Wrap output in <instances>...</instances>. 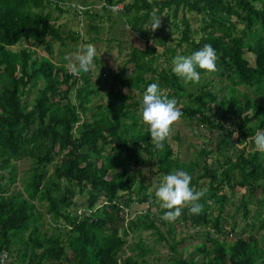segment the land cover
Returning <instances> with one entry per match:
<instances>
[{"label":"trees","instance_id":"obj_1","mask_svg":"<svg viewBox=\"0 0 264 264\" xmlns=\"http://www.w3.org/2000/svg\"><path fill=\"white\" fill-rule=\"evenodd\" d=\"M94 1L0 0V249L10 258L5 264H145V253L151 251L139 237L145 230L176 252L183 239L175 240L173 224L159 217L166 209L159 207L156 214L150 210L159 205L143 167L162 178L173 170L185 171L191 176L190 186L205 191L199 201L202 213L190 215L185 208L175 224L226 235L221 223L226 201L221 189L226 186L231 193L246 188L239 202L241 217L248 230H264V155L255 147L234 149L240 141L252 146L247 135L264 131V0H100L99 12L92 7ZM118 4L117 13L127 17L133 30L145 21L149 24L142 30L145 42L142 48L131 46L126 54L123 64L132 67L128 73L122 67L118 80L126 91L109 90L103 105L92 106L98 91L87 73L73 76L63 56L50 59L52 43L70 48L77 41H98L102 19ZM70 11L84 18L82 31L63 34V25L55 20ZM154 14L176 20L174 45L165 43L161 28L150 30ZM186 14L198 20L195 28ZM150 37L162 47L160 53L148 44ZM26 41L42 46L46 55L21 46ZM205 44L215 49L221 66L216 79L227 84L216 86L207 80L187 91L170 65L177 55L190 56ZM13 46L19 48L12 50ZM158 56L166 67L156 64ZM94 62L98 63L96 57ZM152 83L177 100L181 119H193L208 129V147L200 145L191 159H179L167 140L163 150L152 144L141 112L143 94ZM246 91L260 102L251 101ZM182 96L186 100L179 105ZM213 154L214 164L207 157ZM19 159L29 161L26 176L20 178L14 164ZM203 178L205 188L199 183ZM74 195L83 197L85 210L74 209ZM137 204H145V211L129 218ZM42 213L50 231L39 227ZM250 215H256V225L248 220ZM244 231L229 244L216 237L202 240L191 248L196 257L176 253L169 264H264V237L241 235Z\"/></svg>","mask_w":264,"mask_h":264},{"label":"rangeland","instance_id":"obj_2","mask_svg":"<svg viewBox=\"0 0 264 264\" xmlns=\"http://www.w3.org/2000/svg\"><path fill=\"white\" fill-rule=\"evenodd\" d=\"M88 3L91 0H87ZM101 5L100 0H95L92 4L93 9L96 12H99V7ZM120 8V5H116V7L113 8L111 14H109V17L102 19V28L100 33L98 34L99 40L92 42L96 49L97 54L96 58L98 60V63L94 62V66L92 69L87 73L89 80L91 82V86L96 88L98 93L96 96H93L91 105H103L107 98V92L109 90L117 91L120 90L121 92H125L126 89L122 88L119 85V78L121 74V68L123 67V70L125 73H128L132 67L131 64H123L126 54L128 53L131 46L142 48L143 44L145 42V38L142 36V30L143 27H148L149 24L145 21L143 25H140L137 30H133L130 28L128 22L125 20L127 17L125 16H119V13H117V10ZM54 15H56L54 13ZM161 16V34L167 35L166 38V44L174 45V43L177 40V32L174 31L172 22L176 23V20H165L164 15ZM186 17L189 19V24L191 27H196L198 24V20L195 18L193 14H186ZM84 23V18L80 14H74L72 11L70 12H63L61 13L58 18L55 20V24L63 25L61 28V31L66 33L68 30H74L77 32L82 31V24ZM155 32V31H154ZM153 32V33H154ZM90 36H93V33H90ZM148 44L151 47H155V54L160 53L162 51V47L155 44V39L153 38H147ZM67 44L73 45L74 43L70 40L65 41ZM84 44H82L81 41H77V44L75 47H61L57 43H52V54L49 56L50 59L56 60L58 57L63 56L65 58L66 54L74 53L78 48L82 47ZM21 46H27L30 49L34 50L37 55H46V53L43 51L42 46L38 45L36 47H33L32 44L29 41L23 42ZM18 46L11 47L12 50H17ZM179 51V49H177ZM60 51L64 52L63 55L59 53ZM154 55V54H153ZM244 57L248 60L249 63L252 62L253 58L250 53L244 52ZM67 61L64 62V65L66 66ZM156 64L159 67H166L167 65L163 61V58L161 56L157 57ZM217 69H221V66L216 62ZM170 68H172V65H170ZM217 74H201L200 82L211 80L212 82L216 83V86L220 85L221 83L227 84V81L224 79H221V82H218ZM183 85L185 86V89L187 91L195 90L196 84L188 83L185 84L182 80ZM239 89H242V86H238ZM163 91V89H161ZM224 91V90H223ZM222 91V92H223ZM221 93V92H220ZM219 93V94H220ZM248 95L251 97V101L253 102H260L259 98L254 97L249 91H246ZM218 94V95H219ZM32 94L29 95L26 99L27 101H31ZM186 97L182 96L179 99V105L180 102H185ZM213 110V109H212ZM142 112V109H141ZM89 116H86L88 119ZM228 123L224 124L225 126ZM250 124H247L243 127V130H246V128ZM228 128V127H227ZM229 129V128H228ZM208 129L204 126H197L194 124L193 119L184 120L181 119L173 126L172 132L167 139L168 143L170 144L173 152L177 155V157L181 160H187L191 159L195 151L200 147V145L206 143L205 139L208 137ZM252 135V134H251ZM254 135V134H253ZM173 137H176L174 139ZM248 141L252 140L253 144L252 146L247 143L240 141L238 142L234 149L236 151H239V149L243 148L245 145V151L253 150L254 140L253 137L247 135ZM205 141V142H204ZM205 145V144H204ZM205 147H208L207 144ZM235 152V150H234ZM231 155H233L231 153ZM215 154L208 155V161L214 164L215 160ZM58 155L55 154V159L58 160ZM213 157V158H212ZM218 160H221L220 156L217 157ZM16 166V176L18 178L25 177L26 171L29 166L28 159H19L14 162ZM49 171H51V167L48 168ZM142 174L146 180V182L150 185L149 191L153 194H155L156 187L159 185V183L162 180V177H158L154 174H151L148 172L147 167H143ZM20 180L14 185L16 188L19 187ZM200 186L202 188H205L206 186V180L203 178L200 180ZM60 187H62V183H59ZM221 192L226 195V201L223 204V212H222V218L221 223L225 226L226 229V235H219L216 236L214 233H212L209 229H207L209 232L205 233L203 230H189L188 227L183 226V224L179 221L177 224L175 222H169L173 224L174 226V239L182 238V243L176 247V252H172L168 248V242L167 241H156V236H152L150 233V230L140 231L139 237L146 243L147 247L151 249L150 252L145 253V264H169L171 261V257L176 256L175 254H181V256L186 258L196 257V254L191 250V248L194 247L195 244L198 242H201L202 240H206L209 237H216L217 239H221L226 241V244H229L228 242H231L233 240V237L235 234H239L241 231H244V229L249 233H254L258 240H260L262 237H264V230H259L258 228H252L247 229V226L245 224V220L241 217L239 208V202L240 197L246 193V188H235L233 192L228 191V187L222 186ZM250 197V195H249ZM72 200L77 202L74 209L76 211H82L85 210V203L84 199L81 195H74L72 197ZM155 202L159 205L158 208L152 206L150 210L152 213L156 214L158 213L157 210L159 207H161L160 202L156 199ZM238 205L239 210L236 208ZM212 205L208 204V209L213 210V214H215V208H211ZM248 207L250 209V212L254 215V209L255 205L254 203L250 202L248 204ZM43 208L40 207V211H42ZM145 211V204H137L133 205L132 209L128 212L129 218L134 217L135 215ZM123 215V214H122ZM164 214L159 215L161 218ZM252 223L255 225L258 221H256V215L251 216L248 218ZM247 220V221H248ZM168 223V221L164 220ZM157 222V221H156ZM40 229L41 230H47L50 231L48 226V219L47 216L42 213L41 217L39 218ZM158 225V222L156 223ZM232 228V229H231ZM165 227L162 228L164 231ZM230 229V230H229ZM195 231V232H194ZM247 232H242L241 235H247ZM194 233H197L194 234ZM194 234V235H193ZM193 235V236H191ZM128 247V246H127ZM8 255V254H7ZM8 256V261H9ZM7 261V262H8Z\"/></svg>","mask_w":264,"mask_h":264},{"label":"clouds","instance_id":"obj_3","mask_svg":"<svg viewBox=\"0 0 264 264\" xmlns=\"http://www.w3.org/2000/svg\"><path fill=\"white\" fill-rule=\"evenodd\" d=\"M76 7H81L77 5ZM161 26V16L153 15L150 30L156 31ZM97 54L96 47L85 44L74 53L66 54V67L71 75L80 76L88 73L94 66ZM217 54L211 44H205L200 50L190 56L177 55L172 60L171 71L185 84H198L203 70L205 74L217 71ZM183 113L177 106L175 98L169 99L162 92L158 84L147 86L142 97V121L148 127L151 142L155 149L163 150L165 141L169 138L173 126L180 120ZM231 129V125H227ZM236 135L233 132V135ZM255 150L264 155V131H259L253 137ZM191 176L182 170H173L163 176L156 187L155 197L163 209H166L161 219L174 222L181 217L185 208L190 215H199L203 211V205L199 202L205 195V191H195L191 186Z\"/></svg>","mask_w":264,"mask_h":264},{"label":"built area","instance_id":"obj_4","mask_svg":"<svg viewBox=\"0 0 264 264\" xmlns=\"http://www.w3.org/2000/svg\"><path fill=\"white\" fill-rule=\"evenodd\" d=\"M8 260L7 252L4 249H0V264H5Z\"/></svg>","mask_w":264,"mask_h":264},{"label":"crops","instance_id":"obj_5","mask_svg":"<svg viewBox=\"0 0 264 264\" xmlns=\"http://www.w3.org/2000/svg\"><path fill=\"white\" fill-rule=\"evenodd\" d=\"M8 261V260H7Z\"/></svg>","mask_w":264,"mask_h":264}]
</instances>
